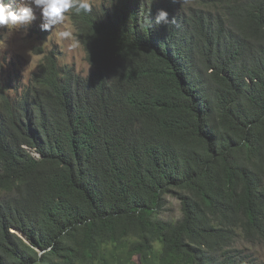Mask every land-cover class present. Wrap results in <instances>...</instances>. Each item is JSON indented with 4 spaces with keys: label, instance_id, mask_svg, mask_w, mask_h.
I'll return each mask as SVG.
<instances>
[{
    "label": "trees",
    "instance_id": "1",
    "mask_svg": "<svg viewBox=\"0 0 264 264\" xmlns=\"http://www.w3.org/2000/svg\"><path fill=\"white\" fill-rule=\"evenodd\" d=\"M70 21L88 76L50 52L0 89V264H253L233 240L264 243V0Z\"/></svg>",
    "mask_w": 264,
    "mask_h": 264
},
{
    "label": "rangeland",
    "instance_id": "2",
    "mask_svg": "<svg viewBox=\"0 0 264 264\" xmlns=\"http://www.w3.org/2000/svg\"><path fill=\"white\" fill-rule=\"evenodd\" d=\"M93 8H100L107 0H91ZM181 6H185L184 3ZM13 6H16L13 0ZM71 13V12H70ZM70 13L66 14L63 25H58L52 32L41 31L39 12L37 19L27 30L9 31L0 28V39L5 41V48L0 50V86L13 93L29 83L31 74L38 68V64L51 51L59 66L71 67L76 74L86 77L91 67L86 60V52L77 41L76 30L70 21ZM60 31H69L70 36L62 38ZM162 218H177L180 216V204L172 197L167 198L166 209L160 215ZM19 235L18 232H15ZM20 236V235H19ZM233 246L249 256L253 264H264V243L246 241L242 234L233 240ZM136 260V258H135Z\"/></svg>",
    "mask_w": 264,
    "mask_h": 264
},
{
    "label": "clouds",
    "instance_id": "3",
    "mask_svg": "<svg viewBox=\"0 0 264 264\" xmlns=\"http://www.w3.org/2000/svg\"><path fill=\"white\" fill-rule=\"evenodd\" d=\"M15 2L16 6L14 7L13 0H0V28H7L9 31H19L21 29L27 30L37 19L36 13L39 12L41 19L39 25L40 30L52 32L58 25L64 24L66 14L70 12H74L75 14H91L93 12V3L91 0H15ZM178 2L179 0H173V3ZM172 22H174V20L169 19V13L167 10L158 9L154 20L149 18L146 21V26L151 28L153 25H168ZM70 35L71 33L69 31L59 32V36L62 38H66ZM4 48L5 42L0 39V50H3ZM49 53L47 55H49ZM36 71L37 69L31 74V76ZM0 89L9 95L17 94H10L4 86H0Z\"/></svg>",
    "mask_w": 264,
    "mask_h": 264
},
{
    "label": "water",
    "instance_id": "4",
    "mask_svg": "<svg viewBox=\"0 0 264 264\" xmlns=\"http://www.w3.org/2000/svg\"><path fill=\"white\" fill-rule=\"evenodd\" d=\"M19 235H20V237H21L24 241H26V238H25L24 235H22L21 233H19Z\"/></svg>",
    "mask_w": 264,
    "mask_h": 264
},
{
    "label": "bare ground",
    "instance_id": "5",
    "mask_svg": "<svg viewBox=\"0 0 264 264\" xmlns=\"http://www.w3.org/2000/svg\"><path fill=\"white\" fill-rule=\"evenodd\" d=\"M5 42V41H4ZM17 231V230H16ZM18 232V231H17ZM19 233V232H18Z\"/></svg>",
    "mask_w": 264,
    "mask_h": 264
}]
</instances>
